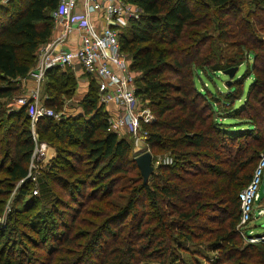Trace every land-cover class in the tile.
I'll list each match as a JSON object with an SVG mask.
<instances>
[{
  "label": "trees",
  "instance_id": "obj_1",
  "mask_svg": "<svg viewBox=\"0 0 264 264\" xmlns=\"http://www.w3.org/2000/svg\"><path fill=\"white\" fill-rule=\"evenodd\" d=\"M57 1L0 2V143L4 139L5 144L0 170L6 171L0 177V212L9 184L23 179L0 227L1 264H175L182 260V251L191 256L188 261L200 264L191 252H201L186 245L192 242L212 252L204 254L210 264H264V240L243 242L237 227L238 192L250 177L246 165L254 150L264 149V67L256 63L264 56V37L255 34L247 20L233 29L239 35L235 54L222 51L218 41L231 35L225 16H237L240 10L234 0H129L140 13L121 27L120 48L129 51L130 67L138 70L135 93L154 114L145 125L146 141L149 147L168 150L170 163L157 164L143 182L130 156L131 138L106 128L108 111L90 76L77 101L82 113L36 119L35 135L46 136L56 154L43 177L34 181L38 193L30 192L23 200L31 185L27 164L34 146L27 104L11 107L2 99L19 91L18 79L34 65L39 44L52 31L51 10ZM240 64L243 70L236 74ZM233 66L229 76L225 70ZM201 70L227 75L225 85L231 86L222 99L196 85L195 74ZM72 84L76 82L68 68L49 67L43 103L60 109L61 95L69 96ZM236 100L240 102L234 105ZM225 112L250 125L229 127L221 121ZM55 138L68 146L59 148ZM55 186L68 198L59 196ZM18 199L23 202L17 207ZM44 201L50 205L38 208ZM87 201H95L94 209H88L92 219H78L84 228L70 234L61 220L65 207L80 206V211ZM30 208L36 212L19 221L17 215ZM50 213L60 218L58 225L34 238L32 232L49 229ZM70 219L67 225L74 223L75 215ZM12 221L22 225L19 240L9 236ZM204 233L209 235L205 242L194 240ZM23 237L38 249L30 259L23 244L20 256L15 254ZM9 247L13 255L5 256Z\"/></svg>",
  "mask_w": 264,
  "mask_h": 264
},
{
  "label": "built area",
  "instance_id": "obj_2",
  "mask_svg": "<svg viewBox=\"0 0 264 264\" xmlns=\"http://www.w3.org/2000/svg\"><path fill=\"white\" fill-rule=\"evenodd\" d=\"M6 0H0L5 2ZM80 4V8L76 7ZM100 10V19L95 20L91 11ZM138 6L129 0H58L51 10L53 27L56 34L48 37L36 51V60L27 75L34 81L28 94L15 98V105L27 104L30 127L34 146L30 161L39 160L45 153V145L36 140L34 123L41 115L57 114L41 101L40 86L45 78V71L52 66H70L78 62L96 80L98 98L104 104L112 103L106 128L117 135L129 134L132 147L149 150L146 141V124L154 120V114L146 100L135 93V73L124 60L119 42V31L129 18L137 17ZM74 29H77L80 42L74 48H65L63 44ZM171 161V159H163ZM29 175V171L27 173ZM264 175V154H261L253 168L247 183L239 190V232L249 241L264 240V232L253 233L243 229V225L255 218V202L259 198V188ZM34 178V177H33ZM36 188L33 189L36 192ZM257 214H264L261 205ZM3 224V221H1ZM0 224V225H1ZM252 233V234H250Z\"/></svg>",
  "mask_w": 264,
  "mask_h": 264
},
{
  "label": "rangeland",
  "instance_id": "obj_3",
  "mask_svg": "<svg viewBox=\"0 0 264 264\" xmlns=\"http://www.w3.org/2000/svg\"><path fill=\"white\" fill-rule=\"evenodd\" d=\"M234 1H235L236 5L239 6V9H240L239 10V14H237V16H236V14L234 16L231 15V14H228V15L225 16V19H226L225 23L228 24L227 28H228V30L231 31V35L228 36L227 38H221L218 41V45H219L220 48L222 47V51L226 55H230V56L235 54V52L237 50V46H238V44H237L238 43V41H237L238 39L237 38L239 37V35L235 34V33H232L234 31L233 30L234 27H236V26H244V25L247 24V20H248V22L250 24V28L253 29L255 34H258L259 36L264 37V0L263 1H261V0L260 1H256V0H234ZM238 17L241 18L240 21L238 20ZM43 42L44 41H42L40 44H42ZM248 43H251V42H248ZM254 50H257V49H254ZM122 55L124 57L125 62L128 65V67L130 69H132L130 67L131 54L129 53V51L128 50H122ZM257 58H258V60L256 62L257 65L258 66L261 65L262 67H264V56L261 57V58L260 57H257ZM243 67H244V64H240L238 66L236 74H239L243 70ZM132 71L135 73V76H137L138 70L132 69ZM86 75H87L86 76L87 78H90L91 74L87 72ZM226 78H227V75L224 72H221V71L220 72H217V71L212 72V71H202L201 70L200 72H198V75L195 74V83H196V85L198 87H200L202 89L203 88L208 89L213 97H217L218 96V97L221 98V95H223V93L227 92L228 88L231 86V85L230 86H226L225 85ZM248 81H249V78L245 79L243 92L246 90V85H247ZM203 83L205 84V86H203ZM73 85L74 84H72V86ZM77 87L78 86L76 84L73 86L69 96L61 95L62 106H61L60 109L59 108L55 109L54 107H51L57 114L62 113L61 111H65L66 112V107L67 106L76 104L78 99L82 97V92L78 91V89H80V88L78 87V89H77ZM77 92H79V93H77ZM23 94L25 95V93L23 91H21V90L16 91V92L13 93L12 96H9V97H7L5 99L3 98L2 99V100H4L3 104H6V106H10L11 105V107H15L16 106V105L14 106L15 98L17 96L23 95ZM46 94H47V91L46 90H42V96H41V99H40L41 101H44V97L46 96ZM212 100H214V98H212ZM240 100H236L234 102V105L239 104ZM247 112L249 114H251L250 113L251 111L248 110V109H247ZM222 115L224 116V118L221 121L223 123H226L229 127L239 128V127H247V126L250 125V123L247 122V120L233 116V113L225 112ZM252 115L255 118V114H252ZM260 122H261V124L264 125V121L261 120ZM50 136L48 138H50ZM118 136H120V135H118ZM2 137L4 138L5 135L4 136L2 135ZM37 137L38 136H36V140L38 142L44 143V145H45V153L37 161L33 160L31 162L30 159L28 160L27 173L29 171V175H27V177L30 178L31 185H30V189L25 194V197H24L23 200H26V198L29 197L30 192H32L34 194L38 193V187L36 185V182H34V181H36L37 178L40 177L41 175L43 177V172L47 168V164H48L49 160L51 159L50 156H49L48 148L51 146L55 150V147L51 143H49L47 141L48 139L46 138V136H42V138H37ZM51 139H53V138H51ZM54 142H60L59 143L60 145H58L59 148H64V147L68 146L67 143L63 142L62 140L59 141L56 138L54 139ZM131 143H132V141H131ZM4 145L5 144H4V139H3L2 143H0V147H1V149H0V157L2 155V150H3L2 148H3ZM148 146H149V144H148ZM142 148H144V147H142ZM142 148H137L136 149V148L131 146L130 156L134 157L138 153L142 152L143 151ZM149 149H150V152L152 154V163H153L154 167L157 164L170 163L172 161V155H171V153L168 150H165L163 148H155V147H149ZM55 154H56V150H55ZM261 154H264V149H257V150H254V152L252 153L251 156H252L253 159L246 165V168L248 170L247 171L248 175H251V173L253 171V168L255 166V163H256L258 157ZM163 159H171V161L166 162V161H163ZM129 174L135 175V170L129 171ZM4 175H6V171H5L4 168H2L0 170V177L4 176ZM22 181H23V179H17V180L14 181L13 186H12V184L11 185L9 184V188H11V189H10L9 193H7V194H5L3 196L4 201H3L2 210L0 212V224H1V221H3V223H5L6 214L10 210L11 204H12L13 199H14V195H15L16 190H17V186L20 185L22 183ZM34 188L37 189L36 192L33 191ZM60 188H61L60 186H55V192L58 193L59 196L65 198V199L68 198L66 192L60 190ZM121 194H123L124 196L127 195L126 192H121ZM121 198H117V201H122L123 198L122 199ZM23 200L20 199L19 201H16L15 202V206H17V207L21 206ZM92 202H95V201H87V202H85V205L82 206L80 211H79V207L80 206H78V208H76V210H73V207H65L64 210H65V212L66 211L67 212H66V214L64 216L62 215L61 220L66 225L65 226L66 229L70 231L69 232L70 234H73L76 231L81 230L82 228H84V226H85L84 223L78 222V219H80L81 217H85L86 220H88L89 218L92 219L90 213L88 212L89 208L90 209H94V207H95V204L92 205L93 204ZM49 205H50L49 202H45L44 201L42 203L39 202V204L37 206H39L38 208H42L43 206L47 207ZM261 205H264V175H263V178H262V181H261V184H260V188H259V198L255 202V208H256L255 218L253 220H251L250 222L246 223L245 225H243V229H245V231L248 232V234H249V231H251L253 233V234L250 233L252 235H255L256 233L264 232V214H261V215L257 214V210H258V208ZM52 206H53V203H52ZM32 208L28 209V211L26 213H21V214L19 213L17 215L19 221L22 222V221H25V220L29 219L31 217V215H33L36 212V209L34 210ZM56 208H57V205H56ZM59 210H61V209H59ZM52 215L53 214L50 213V216H49L50 217V227H49V229L48 228H46L44 230L42 229V231L39 230L37 233L32 232L34 238H39V234H42V232H44L46 230H48V232H47V234H48L49 231L50 232L52 231L54 226L56 227V225H58V223H59L58 220H60V218L58 216H56V214H55V217L53 218ZM71 215H75V221H74V223L72 225L69 224V223L67 225V222L72 220V219H70ZM202 220L206 221V219H202ZM200 223H203V221H200ZM10 224H11L12 231L9 233V236L16 237V239L19 240V233H17L18 232L17 230L22 228L21 223L12 221ZM205 224H210V223L207 221ZM3 225L4 224H1L0 227H2ZM195 230H197V232H198V228H195ZM207 236H209V235L207 233H204L203 235H201V237L194 238V240L195 241H198V240L202 241L203 240L205 242V240H207ZM243 236L244 235L241 234L243 242H247V241L249 242V240H247ZM47 237H48V239H47V244H48L49 243V235ZM2 241H3V239H2ZM250 242H256V241H250ZM22 244L24 246H26V249L28 250L26 252V254L28 255L27 256L28 258H29V256H32L33 251L38 250L36 248V246L33 245L34 242L29 241V240H27L26 238L23 237L22 238V243H17L16 246H15L16 247L15 254H16L17 257H19L20 254H21V252L18 249H20V248L22 249ZM186 245H188L190 250H192V249L196 250V251L198 250V252H201V254H203V256H201V254H199V253L191 252V253L194 254L192 258H195L196 260H198V263H200V264H210V261L208 259L206 260L204 254H206L207 256H210V255H212V252L205 251L206 248H205L204 244H202V243L197 244V242H192V243H186ZM8 250H10V251H8ZM38 254H39L38 256H41L40 253H38ZM12 255H13V251H12L11 247L7 248V253H5V256H12ZM181 256H182V260L181 261H176L175 264H196L195 262L191 263L190 261H188V258H190L191 256L187 255L186 252L182 251L181 252ZM0 264H1V262H0ZM141 264H155V263L148 262V263H141Z\"/></svg>",
  "mask_w": 264,
  "mask_h": 264
},
{
  "label": "crops",
  "instance_id": "obj_4",
  "mask_svg": "<svg viewBox=\"0 0 264 264\" xmlns=\"http://www.w3.org/2000/svg\"><path fill=\"white\" fill-rule=\"evenodd\" d=\"M80 8V4L76 7V9ZM101 15V11L100 10H94L91 11V16L95 17V20L99 21V17ZM79 31L77 29H74L72 31V33L68 36L67 40L61 44L63 47L65 48H74L76 45L79 44L80 42V37H79ZM56 34V28L53 27L52 31L50 33V36H54ZM47 37V38H48ZM64 68H68L70 70V72L73 74L76 85L80 88L78 89V91H81L82 94L85 92L86 88H87V84H88V78L86 77V71H84V69L80 66V64L78 62H74L72 65L70 66H65L62 67ZM92 78L94 79V82L96 83L95 78L92 76ZM17 83L19 84V90L23 91L25 94L29 93L30 88H32L34 86V81L33 79L30 77V75H26L24 77H21L18 79ZM43 83L42 82L40 89L41 92L43 90ZM79 93V92H77ZM5 99V98H4ZM15 106V104H14ZM105 107L109 113V111H112L114 109V105L112 103H107L105 104ZM63 114H78V113H82V108L78 105V103L74 104V105H69L66 107V112L65 111H61ZM48 152H49V156L50 158L53 157L55 155V150L53 147H49L48 148Z\"/></svg>",
  "mask_w": 264,
  "mask_h": 264
},
{
  "label": "water",
  "instance_id": "obj_5",
  "mask_svg": "<svg viewBox=\"0 0 264 264\" xmlns=\"http://www.w3.org/2000/svg\"><path fill=\"white\" fill-rule=\"evenodd\" d=\"M235 69L236 66H233L232 68L226 69L225 72H228L229 76H231ZM134 160L139 168L143 182H146L149 175L154 170L151 152L149 150H144L138 153L137 155H135Z\"/></svg>",
  "mask_w": 264,
  "mask_h": 264
}]
</instances>
